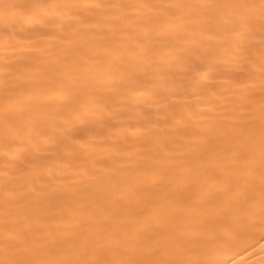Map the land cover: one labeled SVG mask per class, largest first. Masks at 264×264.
Masks as SVG:
<instances>
[{"label":"bare ground","instance_id":"bare-ground-1","mask_svg":"<svg viewBox=\"0 0 264 264\" xmlns=\"http://www.w3.org/2000/svg\"><path fill=\"white\" fill-rule=\"evenodd\" d=\"M27 2L50 7L34 10L22 32L18 25L16 34H7L0 25V236L6 225L18 230L28 222L58 233L87 228L105 208L119 212L108 221L113 228L127 223L134 232L142 226L133 216L137 207L167 211L173 198L199 203L213 181V191L224 188L226 173L216 161L230 159L241 131L254 134L258 165L259 56L241 71L259 51L258 35L247 45L209 39L199 22L192 26L190 10H152L158 19L148 25L136 19L147 11L65 7L204 0ZM173 16H184L177 21L180 36L196 42L181 40L187 51L178 59L158 46ZM116 17H128L131 30L106 23ZM137 37L157 70L130 76L125 69L135 62L130 49ZM166 39L176 44V32ZM6 103L23 112L7 132ZM203 137L211 138V150ZM174 223L208 227L199 210ZM260 235L243 234L229 246H216L212 256L226 264H264Z\"/></svg>","mask_w":264,"mask_h":264},{"label":"snow or ice","instance_id":"snow-or-ice-1","mask_svg":"<svg viewBox=\"0 0 264 264\" xmlns=\"http://www.w3.org/2000/svg\"><path fill=\"white\" fill-rule=\"evenodd\" d=\"M48 7L50 6L29 3L27 0H0V25L7 34H16L18 25L22 32L24 25L32 22L34 10ZM65 7L129 8L138 13L147 11L148 15H138L136 19L148 25L158 19L150 14L152 10H167L170 13L175 10H190L187 15L194 17L192 26L195 27L199 22L202 26L201 34L207 32L209 39L235 40L238 45L244 41L247 45L251 43L250 37L258 35L259 51L252 53V58L246 61L241 71L248 64L254 63L255 56H259V162L257 165L254 134L251 131L238 132L235 136L236 146L229 148L230 159L216 161V167L226 173L225 187H217L213 191V187L218 185L217 181H213L212 186H205L207 191L203 193L199 203L189 200L178 202L173 198L165 205L167 211L155 206L137 207L133 216L139 218L137 224L142 226H137L134 232L129 230L127 223L113 228L108 221L117 217L119 212L108 208H105L104 214L96 215L94 221L89 218L87 228L83 229L66 227L58 233L54 228L31 222L18 230L6 225L0 236V264H226L213 258L212 249L216 246H229L241 235H251L257 230L261 234L260 239L264 240V0H204L170 4L98 3ZM177 21L183 22L184 16H173L168 20V28L164 30V36L158 45L171 49L169 55L173 59L180 58L187 51L179 47L181 40L196 43L186 36H180ZM106 23L119 24L122 32H129L133 22L128 17H116ZM173 32H176V44L166 39ZM150 35V31L145 33L146 37ZM142 47L143 42L137 37L136 47L130 49L135 62L125 69L130 76L138 75L140 70L145 73L149 68L153 72L157 70V61L142 54ZM240 50L247 54L246 47ZM155 55L153 52L152 56ZM163 61L164 56L161 54L160 63ZM21 119L23 112L13 111L6 103L5 131L14 128ZM203 139L208 142L211 150V138ZM162 148L167 151L165 146L162 145ZM167 159L168 157H164V160ZM186 170L195 172V169L187 166ZM234 176L237 183L232 184ZM177 203L180 204L179 208L174 207ZM197 210L201 216H207L208 227L174 223L177 216L187 220ZM209 240L212 242L211 247ZM261 248L264 250V244Z\"/></svg>","mask_w":264,"mask_h":264}]
</instances>
